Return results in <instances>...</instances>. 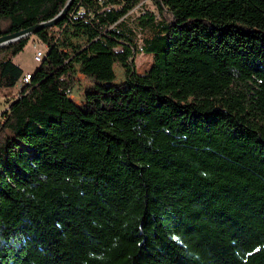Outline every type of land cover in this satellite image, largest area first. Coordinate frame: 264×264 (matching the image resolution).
Instances as JSON below:
<instances>
[{"label": "trees", "instance_id": "obj_1", "mask_svg": "<svg viewBox=\"0 0 264 264\" xmlns=\"http://www.w3.org/2000/svg\"><path fill=\"white\" fill-rule=\"evenodd\" d=\"M67 1L0 0V35ZM140 1L74 0L0 47V264H264V0H152L142 40Z\"/></svg>", "mask_w": 264, "mask_h": 264}, {"label": "rangeland", "instance_id": "obj_2", "mask_svg": "<svg viewBox=\"0 0 264 264\" xmlns=\"http://www.w3.org/2000/svg\"><path fill=\"white\" fill-rule=\"evenodd\" d=\"M135 8V10L132 9L133 11L130 12L129 16L127 17L128 21L134 26L139 25V16L143 14L145 9L155 10L156 5L152 0H141ZM59 32L60 31L57 29V33ZM70 39L74 43L73 48H75L80 47L81 45H85L88 40V37L83 34L71 35ZM37 50H42L44 52V50H47V46L37 36L32 35L31 40L29 41L27 46L15 57L16 62L23 66V68L26 70L25 72H27L28 70L32 71L39 65L40 61H37L34 57ZM134 59L138 72H143L150 67L153 60V56L149 52L141 51L135 55ZM115 69L117 72V82H124L126 78L125 68L120 63H116ZM76 75L77 77H79V82L71 95L74 97L76 102L82 104L85 99V90L89 88L92 84L91 80L81 72L80 67L78 68ZM19 89L20 87L17 84L11 87L0 88V111L7 105V102L10 99L17 95ZM6 95H10V97L4 98L3 96Z\"/></svg>", "mask_w": 264, "mask_h": 264}, {"label": "water", "instance_id": "obj_3", "mask_svg": "<svg viewBox=\"0 0 264 264\" xmlns=\"http://www.w3.org/2000/svg\"><path fill=\"white\" fill-rule=\"evenodd\" d=\"M73 1L74 0H68L66 5L64 6V8L57 15H55L54 17H52L50 19L37 22L31 26L22 28L20 30L1 34L0 35V47L6 45L8 43H11V42H13V41L25 36V35L33 34L42 28H45L47 26H52V25L58 23L59 20L63 19L67 15V12H68L71 4L73 3Z\"/></svg>", "mask_w": 264, "mask_h": 264}, {"label": "built area", "instance_id": "obj_4", "mask_svg": "<svg viewBox=\"0 0 264 264\" xmlns=\"http://www.w3.org/2000/svg\"><path fill=\"white\" fill-rule=\"evenodd\" d=\"M136 9V8H135ZM134 8H133V10H135ZM133 10H131V12L133 11ZM136 30H137V33H138V37H139V39L140 40H142V36H141V34H142V27L141 26H139V25H136ZM35 46H37V45H35ZM141 48H142V46H140ZM42 53H43V51L42 50H37V52L35 53V59L37 60V61H41V55H42ZM29 75H30V71H27V72H25V74L23 75V77L21 78V81H20V83H22L23 84V82L25 83V81H27V79H28V77H29Z\"/></svg>", "mask_w": 264, "mask_h": 264}, {"label": "crops", "instance_id": "obj_5", "mask_svg": "<svg viewBox=\"0 0 264 264\" xmlns=\"http://www.w3.org/2000/svg\"><path fill=\"white\" fill-rule=\"evenodd\" d=\"M21 65V64H20ZM22 66V65H21ZM23 67V66H22ZM24 71H26L25 69H24ZM28 71H31V70H28ZM4 98H8V97H10V95H6V96H3ZM8 104V103H7ZM7 106V105H6Z\"/></svg>", "mask_w": 264, "mask_h": 264}, {"label": "bare ground", "instance_id": "obj_6", "mask_svg": "<svg viewBox=\"0 0 264 264\" xmlns=\"http://www.w3.org/2000/svg\"><path fill=\"white\" fill-rule=\"evenodd\" d=\"M42 57H43V53H42V55H41V60H42ZM30 78H31V75H29L27 81L30 80Z\"/></svg>", "mask_w": 264, "mask_h": 264}]
</instances>
